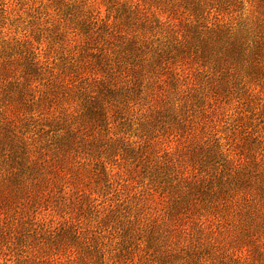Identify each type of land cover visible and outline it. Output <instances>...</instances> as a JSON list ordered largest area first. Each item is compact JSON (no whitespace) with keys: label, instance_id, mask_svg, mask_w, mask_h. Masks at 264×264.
I'll list each match as a JSON object with an SVG mask.
<instances>
[{"label":"clouds","instance_id":"obj_1","mask_svg":"<svg viewBox=\"0 0 264 264\" xmlns=\"http://www.w3.org/2000/svg\"><path fill=\"white\" fill-rule=\"evenodd\" d=\"M0 264H264V0H0Z\"/></svg>","mask_w":264,"mask_h":264}]
</instances>
